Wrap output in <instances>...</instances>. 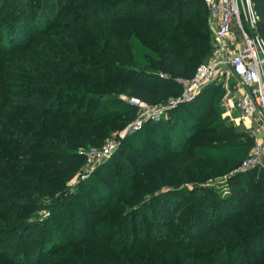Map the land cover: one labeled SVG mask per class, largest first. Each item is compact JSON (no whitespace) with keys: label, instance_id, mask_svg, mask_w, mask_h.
Returning a JSON list of instances; mask_svg holds the SVG:
<instances>
[{"label":"trees","instance_id":"trees-1","mask_svg":"<svg viewBox=\"0 0 264 264\" xmlns=\"http://www.w3.org/2000/svg\"><path fill=\"white\" fill-rule=\"evenodd\" d=\"M251 2L264 40V0ZM205 16L201 0H0V53L25 54L13 71L22 83L0 87L10 94L0 97L8 110L0 121V264H78L74 247L84 249L100 230L109 249L117 240L127 250L195 248L200 264H264L261 169L235 171L223 195L203 184L177 188L154 173L171 163L178 173L215 161L233 169L247 156L248 135L224 121L204 124L222 94L214 84L166 118L144 122L126 148L76 184L83 220L61 195L37 197L48 185L43 176L69 180L85 162L78 148L99 146L130 121L135 107L127 99L155 105L179 94L177 80L210 52ZM27 147L43 150L31 170L20 162ZM196 171L194 178L206 175ZM130 191L148 197L127 201L116 231L108 219L101 224L99 213Z\"/></svg>","mask_w":264,"mask_h":264},{"label":"built area","instance_id":"built-area-1","mask_svg":"<svg viewBox=\"0 0 264 264\" xmlns=\"http://www.w3.org/2000/svg\"><path fill=\"white\" fill-rule=\"evenodd\" d=\"M206 9L210 31V52L198 64L191 77L178 79L180 92L163 103L148 105L134 98L129 103L144 108L152 121L180 102L191 100L206 85L222 91L225 115L237 111V120L247 123V134L255 137L249 154L236 171L259 168L264 171V40L256 29L257 15L251 0H201ZM141 120L127 129H137ZM111 135L99 148L84 152V166L89 168L105 160L116 146ZM83 172L81 176H86Z\"/></svg>","mask_w":264,"mask_h":264},{"label":"rangeland","instance_id":"rangeland-1","mask_svg":"<svg viewBox=\"0 0 264 264\" xmlns=\"http://www.w3.org/2000/svg\"><path fill=\"white\" fill-rule=\"evenodd\" d=\"M206 17V16H205ZM206 20V25L208 28L209 32V37H210V31H209V26H208V20ZM2 25V21H0V26ZM41 38V37H40ZM40 38H37L40 39ZM36 39V38H35ZM34 39V40H35ZM33 40V41H34ZM35 40V41H37ZM23 52L20 51H12L10 54L6 55H1L0 53V87L2 90L6 89H11L15 84L22 83V79L20 76L15 75L13 72L14 70L17 71L19 69L18 66H15L17 62L23 60L25 54H21ZM201 61L198 63L200 64ZM198 64L195 66V68L198 66ZM195 70V69H194ZM199 93V92H198ZM197 93V94H198ZM9 96L4 97L3 91H0V97L1 98H10V94L8 93ZM222 96V94H221ZM121 100H126V98L123 96V94H119L117 96ZM0 98V102H1ZM166 100V99H165ZM163 100V101H165ZM129 101V99H127ZM183 102H180L176 104L174 107L167 109L160 119L166 118V116L169 114L170 110L178 106ZM214 103V100H213ZM216 104V105H215ZM215 104H214V119H209L204 124H211L215 123L217 121H224L225 123H230L236 130L241 131L242 133L247 134V123H243L239 120H237L236 115L238 114L237 111H233L231 117H228L225 115V108L221 103V97L219 95H216L215 97ZM156 105V104H155ZM135 107V112L134 114L130 117V121L127 122L124 126L120 128V126L116 127L113 131H110L109 134L103 139L102 143L99 146H88L86 148L82 149H77L83 152H86L87 149L91 148H99L105 141V139H108L111 135L112 139L116 142V146L114 150H116L119 145L124 146V148L127 147V143L131 138H127L126 136L133 132L138 130L142 124L146 121H152L149 113L144 109L139 107L138 105H134ZM8 114L7 108H0V121L3 119L4 116ZM159 119V120H160ZM134 120H141V124L137 129L134 130H128L127 127L128 125L134 121ZM212 121V122H211ZM180 126V125H178ZM183 125L178 127V130L182 128ZM178 130L176 131L177 137H179ZM141 137H143L145 134L144 132L140 133ZM252 141L251 147H248L246 149V155L249 154L251 151L253 144L255 142V137L248 135ZM127 138V139H126ZM241 143V142H240ZM113 150V151H114ZM25 154L22 156L20 159L21 164L26 168V169H32L30 168L31 165H36L38 166V163H40L41 159L40 156L43 155L40 148H25L24 149ZM111 152V154L113 153ZM117 151V150H116ZM121 157H126V154L123 151L118 152ZM230 154V151H228ZM227 153V154H228ZM111 154L106 158L108 159ZM246 157V156H245ZM244 157V158H245ZM105 159V160H106ZM37 160V161H36ZM102 160L101 162L105 161ZM36 161V162H34ZM242 161V159H241ZM240 161V162H241ZM99 162V164L101 163ZM216 163V164H215ZM175 164L177 163H171L169 164L170 166H158L155 170L154 173L157 174L158 177L162 176L164 178V182L171 183L173 182L177 188H187L191 189L194 185H200L203 184V186L207 187H214L217 191L220 192L221 195L226 191V185L225 181L226 179L231 176L233 173H235L236 168H227L225 165L219 162H214V163H209L203 164L201 168L197 166L196 170H200L202 174H206L203 176L201 179L199 178H194L195 174L198 172L194 170L193 166H188V168L183 167V169L178 173L176 171V166ZM240 164V163H239ZM86 165V162H85ZM98 165L94 164L90 168L88 166H84V163L82 165V168L80 171L76 172L69 180L67 181H58L53 178H49L47 176H43L42 178L44 179V182H46L48 185L42 186L39 188L40 190V195L37 196L40 200H46V196H58L61 195L62 197L65 198V203L67 204V208L72 211L75 215L79 216L81 220L85 218L87 215L86 211L84 210V206L81 203H78L76 200V196L73 193V190L76 189V184L79 181H85L93 172L95 167ZM187 165V164H186ZM29 167V168H28ZM119 168V172L117 174L118 177H121L124 173L121 167ZM121 168V169H120ZM175 169V170H174ZM29 170V171H30ZM87 170V175L86 176H81L83 172H86ZM262 170V169H261ZM263 171V170H262ZM44 172V171H43ZM264 172V171H263ZM144 180H148L149 178H146L144 176ZM138 185L137 183H134V185ZM133 185V186H134ZM193 185V186H192ZM165 188V189H164ZM169 188V186H163L160 189L166 190ZM44 189V190H43ZM83 192H87L83 190ZM36 193V192H34ZM67 193V194H66ZM139 197H148V196H138L134 191H130L127 195L124 197H115L112 200L111 206L106 207L102 210V212L99 213L100 216V223H104L107 219L109 220V224L114 227L115 231L119 228L122 227L121 223L123 222V217L122 214L125 212L126 208L128 207L127 201H133V200H138ZM129 204V202H128ZM123 227L126 228V222L124 220ZM103 235L102 230L97 232V236L95 239L92 240H85V248L84 249H79L77 246L74 247L75 249V257L78 261V264H192L191 259H193L194 264H200L202 263L201 260L199 259L198 255L195 254V248L194 249H189V250H176L173 248H165L168 246H152V247H147V246H141L138 248H135L134 245L132 246L133 248L131 249H126L125 245L122 243L120 244V241H113L114 246H119V247H114V248H107L104 246V243L101 241V236ZM204 242H208L209 238H202ZM116 244V245H115ZM198 245H196L197 247ZM200 247V246H199ZM188 251V252H187ZM197 251V250H196Z\"/></svg>","mask_w":264,"mask_h":264}]
</instances>
